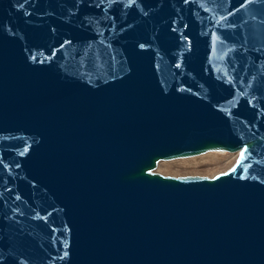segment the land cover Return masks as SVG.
<instances>
[{
    "label": "water",
    "instance_id": "95a60500",
    "mask_svg": "<svg viewBox=\"0 0 264 264\" xmlns=\"http://www.w3.org/2000/svg\"><path fill=\"white\" fill-rule=\"evenodd\" d=\"M0 264H264V0H0Z\"/></svg>",
    "mask_w": 264,
    "mask_h": 264
},
{
    "label": "rangeland",
    "instance_id": "374dc122",
    "mask_svg": "<svg viewBox=\"0 0 264 264\" xmlns=\"http://www.w3.org/2000/svg\"><path fill=\"white\" fill-rule=\"evenodd\" d=\"M236 151L207 152L188 158L160 159L153 170L163 174L213 175L227 168L235 160Z\"/></svg>",
    "mask_w": 264,
    "mask_h": 264
},
{
    "label": "bare ground",
    "instance_id": "6f19581e",
    "mask_svg": "<svg viewBox=\"0 0 264 264\" xmlns=\"http://www.w3.org/2000/svg\"><path fill=\"white\" fill-rule=\"evenodd\" d=\"M207 152H223L222 150H216V149H213V150H207L205 152H201V153H198V154H204V153H207ZM189 156H193V155H189ZM194 156H197V154H194ZM175 159H178V158H188V156H180V157H173ZM173 158H168V159H173Z\"/></svg>",
    "mask_w": 264,
    "mask_h": 264
},
{
    "label": "snow or ice",
    "instance_id": "6c2138e0",
    "mask_svg": "<svg viewBox=\"0 0 264 264\" xmlns=\"http://www.w3.org/2000/svg\"><path fill=\"white\" fill-rule=\"evenodd\" d=\"M240 156H241V157H243V156H244V152H243V151L240 153Z\"/></svg>",
    "mask_w": 264,
    "mask_h": 264
}]
</instances>
